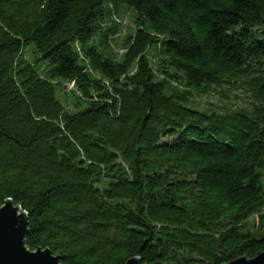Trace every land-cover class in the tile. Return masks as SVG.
<instances>
[{"label":"trees","instance_id":"obj_1","mask_svg":"<svg viewBox=\"0 0 264 264\" xmlns=\"http://www.w3.org/2000/svg\"><path fill=\"white\" fill-rule=\"evenodd\" d=\"M230 89L250 107L193 106ZM8 200L61 264L263 253L264 0H0Z\"/></svg>","mask_w":264,"mask_h":264},{"label":"water","instance_id":"obj_2","mask_svg":"<svg viewBox=\"0 0 264 264\" xmlns=\"http://www.w3.org/2000/svg\"><path fill=\"white\" fill-rule=\"evenodd\" d=\"M27 232L26 213L8 200L0 207V264H61L60 258L48 249L28 250L25 246ZM126 264L142 262L132 258ZM227 264H264V252L252 259L243 257Z\"/></svg>","mask_w":264,"mask_h":264},{"label":"rangeland","instance_id":"obj_3","mask_svg":"<svg viewBox=\"0 0 264 264\" xmlns=\"http://www.w3.org/2000/svg\"><path fill=\"white\" fill-rule=\"evenodd\" d=\"M120 25L118 28L117 36L114 38L112 53L116 55V52L121 48L122 38L125 35L132 34L134 31V16L131 11H127L126 8L121 7L118 14L113 17V20ZM227 95L220 90L214 91L209 96H202L199 100H193V106L201 110L207 109H228L237 110L240 108H249L252 98L249 93H246L243 89H230L227 91Z\"/></svg>","mask_w":264,"mask_h":264}]
</instances>
